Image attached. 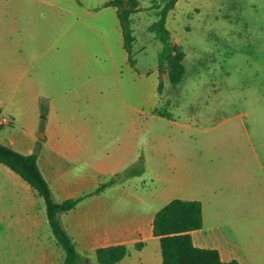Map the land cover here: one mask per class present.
I'll return each mask as SVG.
<instances>
[{
	"label": "rangeland",
	"instance_id": "obj_1",
	"mask_svg": "<svg viewBox=\"0 0 264 264\" xmlns=\"http://www.w3.org/2000/svg\"><path fill=\"white\" fill-rule=\"evenodd\" d=\"M20 2L0 0V8L9 17ZM116 5L134 11L124 23L134 65L126 64L123 50V65L103 85H74L67 95L71 115L94 113L97 128L117 135L114 150L123 143L172 193L184 191L201 202L206 244L234 243L245 264H264V0H178L166 20L171 41L184 54L175 85L168 71L158 69L162 44L148 31L158 14L152 0ZM56 16L48 10L49 22ZM53 105L42 102L49 120H41L40 131L54 127ZM0 115L10 119L2 108ZM128 178L124 172L107 181ZM45 251L41 234L16 235L11 243L0 233V264H38Z\"/></svg>",
	"mask_w": 264,
	"mask_h": 264
},
{
	"label": "crops",
	"instance_id": "obj_2",
	"mask_svg": "<svg viewBox=\"0 0 264 264\" xmlns=\"http://www.w3.org/2000/svg\"><path fill=\"white\" fill-rule=\"evenodd\" d=\"M112 1L21 0L7 11L9 17L0 8V108L10 116L0 124V143L24 155L40 144L39 169L56 202L95 189L126 172L139 158L136 152L123 150V143L114 150L117 135L97 128L94 113L88 112L86 118L71 115L73 102L67 98L74 85L88 87L98 81L103 85L105 77L123 65V35ZM49 9L57 14L51 22ZM63 14L69 16L65 21ZM4 17L10 21L7 29ZM45 100L54 104L55 117L50 118L54 127L49 124L40 131L41 120H49L41 114ZM15 124L21 129L18 133ZM171 188L144 167L142 174L83 200L59 219L87 264H97V249L114 245L127 248V255L116 264H162L159 239L152 232L155 214L174 199L197 201L184 191L174 194ZM201 231L190 233L195 247L217 250L223 262L245 264L234 243L209 246ZM0 233L11 243L16 235L41 234L49 251L41 254L38 264H63L64 252L52 236L42 198L2 164ZM138 243L142 246L136 249Z\"/></svg>",
	"mask_w": 264,
	"mask_h": 264
},
{
	"label": "trees",
	"instance_id": "obj_3",
	"mask_svg": "<svg viewBox=\"0 0 264 264\" xmlns=\"http://www.w3.org/2000/svg\"><path fill=\"white\" fill-rule=\"evenodd\" d=\"M121 0L112 1L110 4L117 8V15L120 20L123 48L127 53L128 62L134 65L131 55V48L128 41V30L124 23L126 18L132 14L133 9L121 11L117 3ZM178 0H152L150 8L158 10L157 20L148 27L162 44V50L158 56V69L168 71L172 84H177L184 57L180 47H175L171 41V34L166 26L168 13L174 8ZM164 89L162 81L156 87L157 93L161 94ZM41 105V114L43 115ZM43 120V119H42ZM40 144H37L31 154H21L9 146L0 143V164L9 168L25 181L42 198L46 217L52 236L57 245L64 252L63 264H87V258L80 255L76 245L63 228L59 215L72 210L83 200L102 193L114 184V179L99 184L95 189L86 192L76 198L56 202L53 199L51 189L43 177L38 157ZM144 171L142 160L132 164L127 170V176H138ZM202 228V205L199 201H183L174 199L161 208L153 219L152 232L159 239L162 264H240L236 260L223 262L215 249H201L193 245L191 232ZM142 246L135 245L136 249ZM127 255V248L124 245L103 247L95 251L97 264H116Z\"/></svg>",
	"mask_w": 264,
	"mask_h": 264
},
{
	"label": "built area",
	"instance_id": "obj_4",
	"mask_svg": "<svg viewBox=\"0 0 264 264\" xmlns=\"http://www.w3.org/2000/svg\"><path fill=\"white\" fill-rule=\"evenodd\" d=\"M7 120L0 115V124L6 123Z\"/></svg>",
	"mask_w": 264,
	"mask_h": 264
}]
</instances>
